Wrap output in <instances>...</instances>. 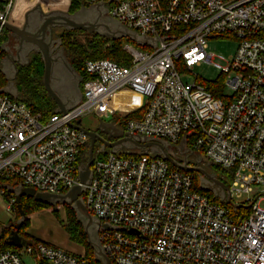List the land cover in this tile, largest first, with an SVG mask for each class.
Listing matches in <instances>:
<instances>
[{"label": "built area", "instance_id": "1", "mask_svg": "<svg viewBox=\"0 0 264 264\" xmlns=\"http://www.w3.org/2000/svg\"><path fill=\"white\" fill-rule=\"evenodd\" d=\"M65 1L70 6L73 0ZM81 1L105 5L146 50L124 43L128 66L87 60L84 100L46 122L26 103L0 93V200L9 214L15 217L16 205L9 181L53 195L79 186L100 223L99 241L111 264H264V192L241 204L250 212L234 219L194 189L192 175L168 161L124 158L109 150L84 185L85 166L78 160L90 139L72 127L87 113L116 114L106 100L128 88L147 103L142 117L123 118L125 134L163 141L179 154H202L232 173V198L250 195L255 186L264 191V0ZM15 2L0 7L2 23L11 22ZM216 38L237 40L228 61L208 52ZM202 64L226 76L229 95L215 98L198 77L194 83L183 80ZM25 256L34 264H93L85 254L40 240L19 250L0 249V264H26Z\"/></svg>", "mask_w": 264, "mask_h": 264}, {"label": "trees", "instance_id": "2", "mask_svg": "<svg viewBox=\"0 0 264 264\" xmlns=\"http://www.w3.org/2000/svg\"><path fill=\"white\" fill-rule=\"evenodd\" d=\"M6 2V0H0V7L2 4ZM89 8L86 3L81 0H73L72 4L68 9L69 14H75L82 9ZM83 31L80 30H61L59 33H56V37L61 43V47L65 50L66 57L70 63V66L75 70L77 75L80 78V89H81V99L80 102L84 100L83 88L85 82H87L90 77L86 73L85 70V62L87 60H100L107 59L119 64L128 66L130 64V57L123 49L124 43H130L135 45L140 50H146L145 46L142 44H138L134 40L129 37H125L122 39H111L105 36H100L98 34H88L86 36L85 41L82 39ZM82 38V39H81ZM10 33L5 29H2L0 33V91L4 92L9 87L11 80L6 76L5 72L2 68V62L8 55V50L6 49V44L9 42ZM111 42V44H109ZM44 60L43 56L40 52L32 51L30 53L27 65L18 68L17 73L14 77L13 84L17 89L18 95L12 96V99L18 100L26 103L35 113H39L42 116L44 122L48 121L51 116H53L58 112V106L55 101L47 94L44 84ZM226 77V76H225ZM223 75L214 82H201L206 89L212 93L215 98L221 99L226 92L225 82L226 79ZM146 107L131 113L126 118L127 119H138L142 117ZM115 125L124 126L125 122L123 120L121 122L116 121L113 122ZM165 144V143H164ZM166 150L172 149V146L166 143ZM91 143L89 142L87 146L82 151L79 156L78 164H86L88 163V156L90 152ZM191 146V145H190ZM189 146V147H190ZM168 151V150H167ZM99 153V158L93 161L92 167L97 160H104L108 154L107 149L102 148L101 143H96L94 155L95 153ZM169 153V151H168ZM119 157L124 158H139L143 155H148L154 159H162L167 161L163 154L160 151L152 152L151 150L141 151L139 149H133L125 152H118ZM198 156H203L200 153H196ZM196 155V156H197ZM176 160V159H175ZM179 162V161H178ZM212 165V164H211ZM213 166V165H212ZM216 166V165H214ZM172 169H176L174 166L170 164ZM192 167H198V163L193 162ZM221 172L225 174L227 179L232 180V173L217 166ZM179 170V169H178ZM187 172L193 177L194 189L208 196L213 202L219 204L220 206L229 209L232 217L234 219H238L240 216H247L250 212V209L245 207L235 209L228 202L227 199H221L220 197L215 196V194L211 191H208L202 187V180L204 176L198 172L193 171H183ZM7 187L18 189L23 187L20 184H16L14 182L6 183ZM10 191H8L9 193ZM11 193V192H10ZM21 204L23 211L25 213V217L21 218L20 212L17 209V205L14 206L15 217L17 221H21L22 225L20 230L18 231L20 237L25 241L27 245H31L33 243L39 242V240L30 236L27 231L30 228V217L34 214L40 213L44 210H50L55 217V219L65 228L72 242L79 244L85 249V256L90 262L93 264H100L96 261L95 250L90 245L88 236L85 230V224L79 217L78 212L73 207L72 204H58L56 206H51L48 204L40 203L35 201L32 198H27L25 196L21 199ZM59 207H64L66 211L67 222H63L60 214ZM15 225L10 226L9 228H5L0 235V249H13L19 250V248H15L12 246H8L6 244V239L11 235V232L14 230Z\"/></svg>", "mask_w": 264, "mask_h": 264}, {"label": "water", "instance_id": "3", "mask_svg": "<svg viewBox=\"0 0 264 264\" xmlns=\"http://www.w3.org/2000/svg\"><path fill=\"white\" fill-rule=\"evenodd\" d=\"M104 7L105 5L100 4V5L89 7L90 9L89 8L82 9L75 14H69L68 12L67 13L51 12L49 14H43L40 12L41 16H36V17L32 16V18H30V14L32 12H29L25 16V23L22 27L13 25L9 21L4 22V23L0 21V25H2L3 28L7 32H9L15 39L18 40L20 49L22 48L24 43H30V44L35 45L38 48V50H34V51L40 52L42 54L43 60L45 63L44 78H43L44 88L47 94L57 104L59 113L66 114L68 110L74 108L80 102L81 98L67 102L66 99L61 98V96L57 93L56 89H54V87L52 86V81H51L52 76L53 74L56 73L55 67H54L55 59L51 52V48L54 44L53 38H54L55 28H59L62 25H64L65 27L64 29L68 31L80 30V31H87L89 33H94L98 31L100 28H102V29H105L106 33L101 36H105L111 39H122L125 37H129L135 42H137L138 44L143 45V42L140 38H138L133 33L128 31L119 22H117V24L119 23L120 25H122L124 29L120 27L119 29L113 30L110 27V25L105 21H104L105 25L101 24L97 26V25H92L91 21L90 22L81 21L79 19L81 16V11H83V13H89V15L91 13L96 12L99 14L98 21H101L100 19L104 18V14H103ZM35 11H40L39 7H37L34 10V12ZM62 22L64 24H62ZM47 35H49V40L47 39ZM58 44H60V42ZM67 64H68V61H67ZM69 84L71 85V83ZM12 86H14L13 83H12ZM7 91L8 90L6 89L4 90V92L0 91V93H5V94L10 95L9 92ZM12 96L16 97L17 92L15 91V94ZM81 124H82V120H78L76 124L72 125V127L85 133L89 137L90 143H91L89 161L86 164V166L83 168L80 174V181L82 184L85 185L90 182L92 164L94 161V150H95L96 143H101L102 148L104 150L111 149L114 153H118L120 152V150L125 149L127 144L129 145V148H131V150L133 149H139L141 151L151 150L153 153L156 152V150H153L152 148L154 147V148H157V151H160L163 154L164 158L175 168L179 170H183V171L198 172L201 175H203L204 179L202 180V187L204 189L213 192L215 196L220 197L221 199H227V202L235 209L245 207L243 205L235 204L232 200L228 187L220 183L218 180H216V178H213V176H208L206 172L202 171L201 169L197 167H189L187 164H180L177 160H175L166 150V146H167L166 143L164 144V142H158V141H153V140L148 141L146 139L134 138L120 131V129L116 127L114 123L100 122L98 129L99 130L101 129L103 131L105 129V133L114 140L113 142H111L101 137V135H99L97 131H91V130H87L83 128ZM211 181L213 182L215 186L212 189L207 187V184L204 183V182H207L208 184L212 185ZM6 188L8 189V191H10L11 193L15 195L17 209L20 212L21 218L25 217V213L23 211L22 204H21V199L23 196L27 198H32L37 202L48 204L51 206H56L58 204H65V203L72 204L73 207L78 212L80 219L85 224V230L88 236L89 243L95 250L96 261L99 262L100 264H111L110 259L107 257L106 253L101 247L98 234L95 237V239H93L90 234V230H89L90 227L93 226L94 224L100 227V223L97 220H95L93 216L90 214V212L88 211L82 199V194L84 192V189L82 187L77 186L63 195L40 193V192H37L35 189L28 188V187H21L18 189H13L9 187H6ZM224 190H226V192H224ZM246 208H250V206H247ZM18 223L19 224L15 225L14 230L11 232V235L5 241L8 246H12L15 248H21L25 245V241L22 239V237H20L18 233V231L21 228L22 223L21 221H18ZM103 228L108 229L109 225L105 224L103 225Z\"/></svg>", "mask_w": 264, "mask_h": 264}, {"label": "rangeland", "instance_id": "4", "mask_svg": "<svg viewBox=\"0 0 264 264\" xmlns=\"http://www.w3.org/2000/svg\"><path fill=\"white\" fill-rule=\"evenodd\" d=\"M31 3H33V0H31ZM60 7L64 8L65 5H62ZM103 11L108 12V8L104 7ZM107 12L104 14V18L100 19L101 21H97L95 16H91L89 14L87 17L88 19H90L92 25H101V24H104V21H105L110 25V27L113 30L117 29L118 26L123 28V26L120 25L119 23L117 24L118 21L112 18L111 14ZM82 38L81 39L83 41L87 40L86 36H82ZM109 44H111V42H109ZM208 45H209L208 52L218 57H224V59H226L227 61L235 55L237 48H238L237 40L226 39V38H216V39L209 40ZM215 63H219L222 66L227 65L226 62L220 61L218 59L215 60ZM55 71H56V68H55ZM192 74L184 75L183 80L186 82L194 83L196 80V77H198L200 82H206V81L214 82V81H217L221 77V75H223L220 70L216 69L213 65H210V64H202L200 66L194 67L192 70ZM51 81H52V86L54 87V89L56 88L57 90L59 88L60 83L57 80L55 74H53ZM62 85L63 83L61 84V86ZM16 87L14 86L15 91L17 92ZM230 93L231 91L226 89L225 94L229 95ZM76 95L77 94H74L75 97ZM106 103L116 111V114L109 113L107 115H103L102 117H100L94 112L87 113L86 115L81 117V120H82L81 125L83 126V128L87 130H91V131H96L99 127L100 122L112 123L114 119L116 121L121 122L123 118L130 115L131 112L145 106L147 103V98L144 96L134 94L128 88H123L115 92L114 95L110 99H107ZM148 141H151V140H148ZM158 142H163V141H158ZM152 148L153 150H157V148H154V147ZM108 150L112 151L111 149H108ZM129 150H131V148H129V145L127 144L126 148L120 151L124 152V151H129ZM168 151H170V154L175 157V154H173L170 149H168ZM196 155L191 156L189 161L192 160L193 162L198 163L197 168L206 172L208 176H213V178H216V180H218L220 183H222L226 187H231L232 180L227 179L225 177V174L221 172L217 166H214V165L212 166L210 163H208V161L206 160V158H204V156H198V155L196 156ZM89 156H90V152H89ZM98 158H99V153L96 152L94 155V160ZM86 164H82V166H86ZM204 183L207 184V187L211 189L215 187L212 181H211L212 185L208 184L207 182H204ZM224 192H226V190H224ZM263 192L264 191H263L262 186H255L254 191L250 195H244L242 198L238 199L236 195L234 194L232 200L235 204L241 205L243 203H246L248 199H251L253 201L258 195H261ZM261 197L264 198V195H261ZM260 205H261V208L264 209L263 201L260 203ZM46 211L50 215L52 214L50 210H44L42 212L46 213ZM59 214L63 222L66 223L67 217H66V211L64 207H59ZM45 217L46 216H43L41 214L32 219L30 217L31 219L30 228H31L32 233H34L35 236H37L38 238H43L44 240H48L52 244L58 245L59 247L63 249L74 250V253L76 252V254L77 253L80 254L82 252L81 246H78L76 243L72 242L71 239H69L65 228L55 219V217H54L55 221L54 220L52 221L51 219L49 218L47 219ZM17 224L19 223L16 217H12L9 214L7 210V205L4 202H2V200H0V235L2 234L3 229L9 228L10 226L17 225ZM89 230H90V234L92 238L95 239V237L100 231V227L94 224L93 226L90 227ZM24 262L26 264H34L33 260L28 256L24 257Z\"/></svg>", "mask_w": 264, "mask_h": 264}, {"label": "crops", "instance_id": "5", "mask_svg": "<svg viewBox=\"0 0 264 264\" xmlns=\"http://www.w3.org/2000/svg\"><path fill=\"white\" fill-rule=\"evenodd\" d=\"M63 1H65V0H63ZM16 3H17V0L15 2V6L13 7L12 13H13L15 7H16ZM55 5H56V3H55ZM55 5L54 6H50L44 0H33V3H31V5H29V6H27L26 9L24 10V13L22 15V19L20 21L12 20V13H11L10 21H11V23L13 25H16L18 27H22L24 25V23H25V16L29 12H32L30 14V18H32V16L33 17L41 16L40 12L43 13V14H49L51 12L67 13L68 9L70 7V6H65L64 8L63 7L62 8L61 7L58 8ZM37 7H39L40 11H35L34 12V10ZM23 17H24V19H23ZM57 29H58V32L62 30L60 28H57ZM17 45H18L17 39H15L10 34L9 42L6 44V49L8 50V55L5 58V60L2 62L3 71L5 72L6 76L9 77V79L11 80V82L9 84V87L7 88V90H8L7 92H9L10 95H14L15 94V88H14V86H12V83H13L12 80L14 79L18 68L23 67V66L27 65V63H28V59H27L28 55L24 54L23 51L21 49H19ZM68 64H70L69 61H68ZM68 64H67L68 75L63 74L59 67L56 68V73H55L56 74V78H57V80L60 83L59 88L56 91L61 96V98H63V99L69 98V97H66V93H68L69 87H70L69 86L70 85L69 84V80H71V78L78 79V76L76 75L74 70L71 68V66L68 65ZM62 83H63V85L61 86ZM143 107H145V106H143ZM143 107H141L139 109H136L133 112H136V111L142 109ZM133 112H131V113H133ZM40 214L43 215V216H46L45 218H47V219L49 218L52 221L53 220L55 221L54 216L52 214L50 215L49 213H47V211H46V213L41 212L39 214L37 213L35 215H32L31 219L39 216ZM27 233L30 236H32L33 238L37 239V240L44 241V242L52 244L48 240H44L43 238H38L37 236H35V234L32 233L31 228L27 231ZM68 237H69V235H68ZM69 239H70V237H69ZM53 245H55V244H53ZM77 245L80 246L79 244H77ZM55 246H58V245H55ZM81 248H82V252L80 253V255H83V254H85V249L82 246H81ZM67 251H70V252L74 253V250H67ZM75 254H76V252H75ZM77 254H79V253H77Z\"/></svg>", "mask_w": 264, "mask_h": 264}, {"label": "flooded vegetation", "instance_id": "6", "mask_svg": "<svg viewBox=\"0 0 264 264\" xmlns=\"http://www.w3.org/2000/svg\"><path fill=\"white\" fill-rule=\"evenodd\" d=\"M107 11H103V14H105ZM83 11H81V16H80V20L81 21H89L90 22V19H88V17H87V15L89 14V13H83ZM108 13V12H107ZM83 15H85V16H83ZM91 16H95V18H96V20L98 21V18H99V14L98 13H91L90 14ZM62 24H64L63 22H62ZM98 26V25H97ZM60 29H62V30H65L64 28V25H62L61 27H59ZM120 27L118 26L117 27V29H119ZM57 30V31H56ZM58 32V29L57 28H55L54 29V40H53V46H52V48H51V52H52V55H53V57H54V59H55V63H54V67L55 68H57V67H59L60 68V70L62 71V73L63 74H65V75H68V69H67V61H68V59H67V57H66V53H65V50L61 47V43L60 44H58L59 43V40H58V38L56 37V33ZM59 33V32H58ZM106 33V31H105V29H102V28H100L98 31H96V32H94V33H89V32H87V31H83V36H88V34H98V35H103V34H105ZM51 38V37H50ZM47 39L49 40V35H47ZM18 41V40H17ZM10 44V43H9ZM11 45V44H10ZM9 45V46H10ZM16 46V45H15ZM18 48L20 49V45H19V42H18ZM9 49V48H8ZM21 50L23 51V53L24 54H26V55H28V57H27V59H29V56H30V53L32 52V51H34V50H38V48L35 46V45H33V44H30V43H24L23 44V46H22V48H21ZM79 78V77H78ZM69 83H71V85H69L70 87H69V91H68V93H66V97H69V98H67L66 99V101L67 102H70V101H73V100H77V99H80L81 98V89H80V79H73V78H71V80L69 81ZM74 94H77L76 95V97L74 96ZM65 97V98H66ZM100 125V124H99ZM116 127H118L119 129H120V131H122V132H124L123 131V127L121 126V125H116ZM97 131V133L99 134V135H101V137H103L104 139H107V140H109V141H111V142H113L114 140L111 138V137H109L106 133H105V129H104V131L103 130H99V129H97L96 130ZM135 150V149H134ZM168 150V149H167ZM171 151H172V153L173 154H175V157H176V160L177 161H179V163H181V164H187L189 167H192V164H193V161L191 160V161H189V159H190V157L191 156H194V154L193 153H191V152H184V153H182V154H179L177 151H176V149H175V147H173L172 146V149H170ZM107 151H108V149H107ZM169 154H170V151H169ZM171 155V154H170ZM172 156V155H171ZM174 159H175V157L174 156H172Z\"/></svg>", "mask_w": 264, "mask_h": 264}, {"label": "bare ground", "instance_id": "7", "mask_svg": "<svg viewBox=\"0 0 264 264\" xmlns=\"http://www.w3.org/2000/svg\"><path fill=\"white\" fill-rule=\"evenodd\" d=\"M50 6H54L56 3V7H60L62 5L67 6L66 2L63 0H44ZM31 5V0H17L16 7L12 13V20L18 21L22 18L24 10L27 6Z\"/></svg>", "mask_w": 264, "mask_h": 264}]
</instances>
